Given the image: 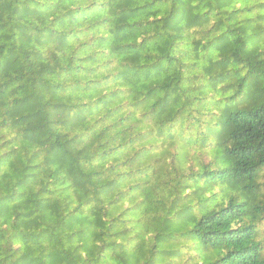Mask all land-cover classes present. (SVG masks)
Masks as SVG:
<instances>
[{
	"label": "trees",
	"instance_id": "obj_1",
	"mask_svg": "<svg viewBox=\"0 0 264 264\" xmlns=\"http://www.w3.org/2000/svg\"><path fill=\"white\" fill-rule=\"evenodd\" d=\"M213 115L229 167L155 158ZM262 223L264 0H0V264H264Z\"/></svg>",
	"mask_w": 264,
	"mask_h": 264
},
{
	"label": "rangeland",
	"instance_id": "obj_2",
	"mask_svg": "<svg viewBox=\"0 0 264 264\" xmlns=\"http://www.w3.org/2000/svg\"><path fill=\"white\" fill-rule=\"evenodd\" d=\"M223 118L219 119L218 116L213 115L212 118H204L203 123L201 122L200 128L198 130L184 131L173 134H166L163 141V146L161 150L155 152V158L159 157L161 151L168 153V162L170 159L169 146L172 145L173 149H178L181 152V163L185 162V158L189 154L205 155L208 154L211 158H218L225 167L230 166V161L227 158L224 146L223 137L220 134V129L217 128L222 122ZM219 164V162H218ZM215 181L217 184L215 187L209 188L210 192L207 198H203L201 205L206 207L203 211L209 209L208 203L211 208L218 209L221 208L225 203H227L231 198L236 201H243L246 203V208L251 209L259 201L260 198L255 193L257 191L256 187L250 188L249 184L246 182H239L232 175L224 177L222 174L214 173ZM250 182V181H249ZM248 184V185H247ZM191 191H196V188L191 187ZM190 192V190L188 191ZM198 199L200 198L197 196ZM210 197V198H209ZM212 197V199H211ZM255 218L254 215H249L248 218ZM188 219L185 215L182 217V225H185ZM263 229L262 238L264 239V223L260 225ZM204 258V256H201Z\"/></svg>",
	"mask_w": 264,
	"mask_h": 264
}]
</instances>
